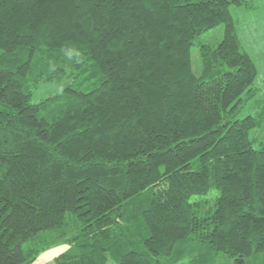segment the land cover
Masks as SVG:
<instances>
[{
  "label": "trees",
  "instance_id": "trees-1",
  "mask_svg": "<svg viewBox=\"0 0 264 264\" xmlns=\"http://www.w3.org/2000/svg\"><path fill=\"white\" fill-rule=\"evenodd\" d=\"M232 4L0 0V264H264V108L239 118L257 67ZM41 84L62 91L34 103Z\"/></svg>",
  "mask_w": 264,
  "mask_h": 264
},
{
  "label": "rangeland",
  "instance_id": "rangeland-1",
  "mask_svg": "<svg viewBox=\"0 0 264 264\" xmlns=\"http://www.w3.org/2000/svg\"><path fill=\"white\" fill-rule=\"evenodd\" d=\"M242 5L232 4L230 11L236 22V30L242 47L253 59L257 67V77L254 83L255 95L247 101L239 114V118L246 115L258 116L262 113L263 104L259 100H264V0H242ZM224 36V25L202 33L196 45L191 48V67L195 75L202 73V59L200 45L217 46ZM62 86L58 84H41L34 91L32 101L34 103L60 94ZM257 137L258 143H264V122L261 128L252 132ZM215 193V192H214ZM217 264H232L231 260L221 257Z\"/></svg>",
  "mask_w": 264,
  "mask_h": 264
},
{
  "label": "crops",
  "instance_id": "crops-1",
  "mask_svg": "<svg viewBox=\"0 0 264 264\" xmlns=\"http://www.w3.org/2000/svg\"><path fill=\"white\" fill-rule=\"evenodd\" d=\"M67 245H60L44 252L33 264H53L55 258L68 250Z\"/></svg>",
  "mask_w": 264,
  "mask_h": 264
}]
</instances>
